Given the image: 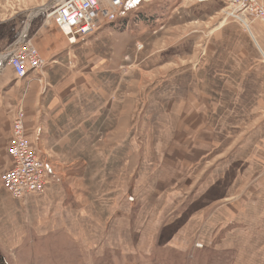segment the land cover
Wrapping results in <instances>:
<instances>
[{
  "label": "rangeland",
  "instance_id": "374dc122",
  "mask_svg": "<svg viewBox=\"0 0 264 264\" xmlns=\"http://www.w3.org/2000/svg\"><path fill=\"white\" fill-rule=\"evenodd\" d=\"M56 1L0 0V51L51 40ZM127 1L46 60L34 46L19 89L58 177L26 200L0 180L5 264H264V28L220 0Z\"/></svg>",
  "mask_w": 264,
  "mask_h": 264
},
{
  "label": "built area",
  "instance_id": "2783aa9c",
  "mask_svg": "<svg viewBox=\"0 0 264 264\" xmlns=\"http://www.w3.org/2000/svg\"><path fill=\"white\" fill-rule=\"evenodd\" d=\"M220 1L225 5L223 14L242 23L247 31L255 23L264 28V0ZM123 4L124 0H57L48 10L53 24L71 45L93 34L102 22L120 18ZM260 53L264 64V51ZM0 59V70L7 64L17 78L25 77L29 70L36 71L44 64L26 36L22 39L18 37L2 49ZM24 118L23 109L18 108L12 122L9 145L11 166L1 176L5 190L19 199L42 193L50 179L46 163L38 157L26 138Z\"/></svg>",
  "mask_w": 264,
  "mask_h": 264
},
{
  "label": "crops",
  "instance_id": "0c3cea01",
  "mask_svg": "<svg viewBox=\"0 0 264 264\" xmlns=\"http://www.w3.org/2000/svg\"><path fill=\"white\" fill-rule=\"evenodd\" d=\"M128 3H132V2H128L127 0H124V4L121 10L122 15L129 13L132 10L131 4H128ZM54 27L58 29L55 25ZM40 34L41 35L44 34L43 35L44 39L43 38L37 39L33 37V38H29L28 40L33 46H35L36 48L38 47L37 49L40 55L45 60L46 58H48L47 55L51 57V55L55 54V44L54 43H56L58 46L56 49L57 52H60L64 50V48H66L64 45L63 36L59 29L58 31H54L52 33L51 40L49 38L45 39L46 38L45 35H47L46 33H40ZM50 42H51V45H50ZM67 46L71 47L69 45ZM30 76H32L31 73H28L23 78H17L10 67H9V73L7 72L0 73V180H1L2 174L11 166V158L9 155V145H10V140H11V135H12V122H13L15 112L18 110L19 107L23 108L24 113H25V118H24L25 135H26L28 142L31 143L30 145L35 147V142L38 140V137H39L40 126H42L41 120L36 119L35 123L33 122L34 116L30 111L34 109L33 107L34 104H30V106L32 107H29L28 102H25L24 100V98L27 99L28 97L27 92L21 93L22 89H19L20 86L21 85L23 86V83L27 81ZM19 90L20 92L18 94ZM28 107H29V112L27 111ZM32 146L31 148L36 151L35 149L36 147L33 148ZM37 152L38 154H41L40 155L41 159L47 165L48 173L51 179L50 183L55 184L56 179L54 182V178L58 177L56 175L55 168L48 161V157L45 153L44 154L41 153L40 150H38ZM34 196H35L34 194H30L25 198V200L28 198H32Z\"/></svg>",
  "mask_w": 264,
  "mask_h": 264
},
{
  "label": "bare ground",
  "instance_id": "6f19581e",
  "mask_svg": "<svg viewBox=\"0 0 264 264\" xmlns=\"http://www.w3.org/2000/svg\"><path fill=\"white\" fill-rule=\"evenodd\" d=\"M39 11H41V8L39 9V10H37V11H34V12H32L30 15V19H28L27 20V26H28V24H29V22H30V20L32 19V17L33 16H35ZM224 25V22H221L220 24H219V26L221 27V26H223ZM25 31V30H24ZM248 31H250V29H248ZM24 35V34H23ZM253 37V36H252ZM253 40H254V42L255 43H257V41H256V39L253 37ZM21 41V40H20ZM0 61H1V59H0Z\"/></svg>",
  "mask_w": 264,
  "mask_h": 264
},
{
  "label": "trees",
  "instance_id": "16d2710c",
  "mask_svg": "<svg viewBox=\"0 0 264 264\" xmlns=\"http://www.w3.org/2000/svg\"><path fill=\"white\" fill-rule=\"evenodd\" d=\"M1 40L2 41H4V39L3 38H1ZM16 39H14L13 37H12V40L11 41H9V39L7 40L6 39V41L9 43V44H11L13 41H15ZM6 41H4V43L6 42ZM8 44V45H9ZM0 264H5V262H4V259H3V256H2V253L0 252Z\"/></svg>",
  "mask_w": 264,
  "mask_h": 264
},
{
  "label": "water",
  "instance_id": "95a60500",
  "mask_svg": "<svg viewBox=\"0 0 264 264\" xmlns=\"http://www.w3.org/2000/svg\"><path fill=\"white\" fill-rule=\"evenodd\" d=\"M31 21V20H30ZM27 22V21H26ZM29 27V26H28ZM28 27H27V29H28ZM24 34V35H23ZM25 37V33H23V31H22V33H21V35L19 36V39H22V38H24Z\"/></svg>",
  "mask_w": 264,
  "mask_h": 264
}]
</instances>
